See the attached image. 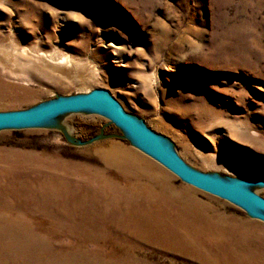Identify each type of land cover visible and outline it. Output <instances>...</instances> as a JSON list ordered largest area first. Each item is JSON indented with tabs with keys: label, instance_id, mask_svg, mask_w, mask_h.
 <instances>
[{
	"label": "rangeland",
	"instance_id": "374dc122",
	"mask_svg": "<svg viewBox=\"0 0 264 264\" xmlns=\"http://www.w3.org/2000/svg\"><path fill=\"white\" fill-rule=\"evenodd\" d=\"M94 88L190 167L264 177V0H0V111ZM109 146L135 155L107 159L99 151ZM0 168L2 187L20 182L37 194L42 176L55 181L45 202L35 194L13 205L27 230L0 231L4 264H231L219 247L231 239L227 232L200 237L218 247L211 260L181 232L167 231L182 217L149 220L147 212L174 201L175 214L195 216L196 199L205 214L264 233L263 221L182 181L91 111L0 129ZM161 172L171 188L163 189ZM251 189L264 197V187ZM253 238L262 240L240 256L248 264L264 252V235Z\"/></svg>",
	"mask_w": 264,
	"mask_h": 264
},
{
	"label": "water",
	"instance_id": "95a60500",
	"mask_svg": "<svg viewBox=\"0 0 264 264\" xmlns=\"http://www.w3.org/2000/svg\"><path fill=\"white\" fill-rule=\"evenodd\" d=\"M73 111H91L106 116L124 132L134 146L182 181L225 199L243 209L249 216L264 222V197L251 189L264 187V177L223 178L190 167L165 138L126 112L118 101L102 88L58 97L25 109L0 111V129L34 126L58 114Z\"/></svg>",
	"mask_w": 264,
	"mask_h": 264
},
{
	"label": "bare ground",
	"instance_id": "6f19581e",
	"mask_svg": "<svg viewBox=\"0 0 264 264\" xmlns=\"http://www.w3.org/2000/svg\"><path fill=\"white\" fill-rule=\"evenodd\" d=\"M47 65H49V67L51 66L53 69L59 71L60 74L61 73H67L69 70L68 67L65 66V65H67L66 63L61 65V64H53V62H52V64H47ZM99 152L104 157L106 156L105 158H107V159L108 158L110 159V157L119 158L120 156H134L135 155V153L132 150H129V149L121 147V146L120 147L109 146L107 149L101 150ZM1 169L2 168H0V170ZM162 176L163 177H161V178H162V181L164 182L163 185L165 187L163 189L171 188L169 183H167V180H165L166 178H165L164 173H162ZM42 177L44 179L43 178L39 179V181L36 182V184L34 185L35 187L41 188L42 192L38 191L37 194L35 193L34 189L30 188L29 185L23 186V187L20 186L21 184H18L20 182H14V181L10 180L14 184V186H15L14 188L8 182H6L7 183L6 186L2 187L3 186L2 184H4V183H2L3 181L0 182V203L3 202L6 205L7 202H5V201H7L8 198L10 200V201L8 200L9 202L7 204V210H5L4 207L2 208V210H0V231H13V232H15V231H22V230L26 231L27 230V227L25 225H23V222H22V218L24 216L21 215L22 211L20 210V208L25 205L24 203H27L26 201L33 198L35 196V194L37 195L35 198L39 199L40 202H45L47 200L46 196L44 197V193L53 195V193L48 192V191L45 192V190L47 188H49L52 184H54L55 181H52L51 177H49L47 179H45L46 178L45 176H42ZM56 183L61 184V185L65 184V182L63 180L57 181ZM19 187H21V188H19ZM33 191H34V194H32ZM62 192H63V195L66 197V199H68L69 198V195H67L68 193H65L64 191H62ZM178 193L180 194L181 198L186 201V199L184 198V196H186V195L182 194L179 191H178ZM186 197L188 198L189 202L194 199L191 196H186ZM40 199H43V200H40ZM172 201H174V200H172ZM175 203H177V202L176 201L170 202V207H166V209L163 210L164 212H156L154 210H150L147 213H149V217L151 219H149V218L148 219L150 221H154V219H158L157 217H159V216L164 218L163 220H166L165 218H171L170 216H173V217L176 216L178 218L182 217V219L180 220V223H178V224L172 223L171 225H168V226H165L164 224L163 225L166 227L167 231H169V232L170 231L181 232L182 234L187 236V238L189 239L188 244L190 245V248L192 250L194 249V250H198L199 252H204V254L206 256H209V257L211 256V260L214 258V255L216 253L215 250H217L218 247L216 245L213 246L212 244H208V243L202 244V240L200 237L201 236L208 237L209 234L211 235V234H214L217 232H219V233L220 232H227L230 235L231 239L228 240V243H224L221 246L219 245V247H223L224 250L226 251V254L223 256V258L225 260L228 259V263H231V264H248L247 262H245L241 259V257H240L241 254L242 253H245V254L249 253L250 249L248 248V245L250 243L261 242L262 238H257V239L253 238V236L256 233L259 234L260 236L264 235V233H262L260 231L259 232H253V231H251V229H249V228L247 229V227L245 225H242L241 223L233 222L232 219H228L226 217H223L220 214H214L213 213L211 215H207V214H205V212H206V208H208V207L200 204L199 201H197L196 199L193 201V203H190L192 206L194 205L193 208L197 212L196 215L193 216L192 218L186 216L183 213V210H182V212H178L175 214L173 212V210L175 208V206H174ZM21 204H23V205H21ZM13 205L21 206V207L17 208L21 212H18V213L15 212ZM0 208H1V206H0ZM177 209H179V208H177ZM140 214H142V212ZM129 215H130V211H129ZM160 217H159V219L162 220V218H160ZM228 220L230 221V224H226V223H229ZM149 225H151V224H149ZM165 227H163V229H165ZM177 245H179V244L177 243ZM8 247H10V246H8ZM7 250H9V249H7ZM11 251L13 253H16V254H17V252H21L20 249H17L15 247H12ZM258 251L261 253L263 252L262 248H261V250L259 249ZM5 252H7V251H5ZM3 253H4V251H2L0 249V264H4L1 261V258H3ZM12 256L13 257H9L10 260L15 259L14 254ZM260 256H259L260 257L259 263L254 262V264H261V263L264 264V252L262 254H260ZM17 262L19 263L21 261H18V260L13 261V263H17ZM252 264H253V262H252Z\"/></svg>",
	"mask_w": 264,
	"mask_h": 264
}]
</instances>
